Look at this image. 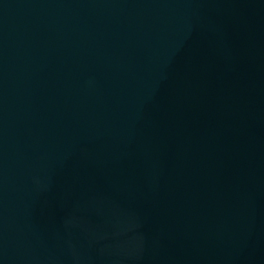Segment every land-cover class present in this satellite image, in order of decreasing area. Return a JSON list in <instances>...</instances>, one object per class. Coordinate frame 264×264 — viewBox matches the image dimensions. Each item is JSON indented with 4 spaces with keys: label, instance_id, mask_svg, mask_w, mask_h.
Masks as SVG:
<instances>
[{
    "label": "water",
    "instance_id": "water-1",
    "mask_svg": "<svg viewBox=\"0 0 264 264\" xmlns=\"http://www.w3.org/2000/svg\"><path fill=\"white\" fill-rule=\"evenodd\" d=\"M0 264H264V0H0Z\"/></svg>",
    "mask_w": 264,
    "mask_h": 264
}]
</instances>
